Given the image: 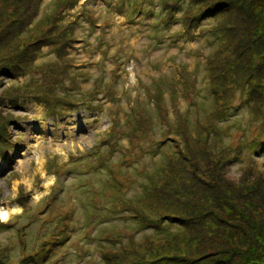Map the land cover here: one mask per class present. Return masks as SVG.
Masks as SVG:
<instances>
[{"label":"rangeland","instance_id":"374dc122","mask_svg":"<svg viewBox=\"0 0 264 264\" xmlns=\"http://www.w3.org/2000/svg\"><path fill=\"white\" fill-rule=\"evenodd\" d=\"M0 264H264V0H0Z\"/></svg>","mask_w":264,"mask_h":264},{"label":"trees","instance_id":"16d2710c","mask_svg":"<svg viewBox=\"0 0 264 264\" xmlns=\"http://www.w3.org/2000/svg\"><path fill=\"white\" fill-rule=\"evenodd\" d=\"M79 0H74V4L78 3ZM60 4V3H59ZM67 7V6H66ZM65 7V8H66ZM87 10V9H86ZM91 9H88L87 11L89 12ZM94 23V21H92ZM74 23V27L72 26V24ZM73 23L69 22L68 23V26H70V32H71V35L74 36V38H76L77 34L75 32V26L76 24L78 23V20H73Z\"/></svg>","mask_w":264,"mask_h":264},{"label":"bare ground","instance_id":"6f19581e","mask_svg":"<svg viewBox=\"0 0 264 264\" xmlns=\"http://www.w3.org/2000/svg\"><path fill=\"white\" fill-rule=\"evenodd\" d=\"M49 181H51V177H49L46 182H49ZM20 209L21 208L17 204H15V205L12 206V210H14V211H20ZM5 216H6V213L4 212L3 213V217H5Z\"/></svg>","mask_w":264,"mask_h":264}]
</instances>
